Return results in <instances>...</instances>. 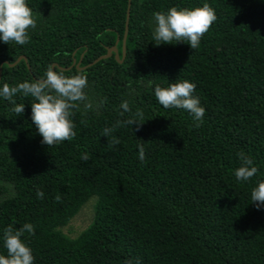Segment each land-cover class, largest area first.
<instances>
[{"label": "trees", "instance_id": "16d2710c", "mask_svg": "<svg viewBox=\"0 0 264 264\" xmlns=\"http://www.w3.org/2000/svg\"><path fill=\"white\" fill-rule=\"evenodd\" d=\"M128 2L27 0L30 39L0 42V85L45 78L56 62L66 75L86 74L99 104L74 109L75 135L48 146L31 121L33 98L15 97L19 116L0 98V254L3 230L31 223L23 238L34 264H264V210L250 197L264 181V0H131L122 58ZM205 2L217 19L196 49L155 44L154 12ZM114 45L121 61L114 51L96 61ZM82 54L81 68L58 67ZM184 79L205 108L199 127L154 95ZM124 100L143 111L138 127L121 114ZM248 116L259 131L241 128ZM241 152L258 168L247 182L234 175ZM85 206L93 213L77 229Z\"/></svg>", "mask_w": 264, "mask_h": 264}, {"label": "clouds", "instance_id": "9594fccd", "mask_svg": "<svg viewBox=\"0 0 264 264\" xmlns=\"http://www.w3.org/2000/svg\"><path fill=\"white\" fill-rule=\"evenodd\" d=\"M216 19L215 9L207 2L197 7L173 6L166 12H154L152 27L155 44L183 42L187 43L191 49H196L200 44L201 37ZM35 28L36 19L27 0H0V42L8 44L11 41L24 45L30 39L29 29ZM82 56L83 54L77 61L74 58L75 62L72 61L70 66L58 67L67 69L76 65L81 68ZM100 57L96 61L103 58ZM56 65H58L56 62H52V67L47 69L45 78H38L37 75L33 76L36 81L26 80L14 86H9L7 83L0 85V98L13 105L12 111L16 116L24 113L25 105L17 103L15 97L20 94L23 97L33 98L30 103L31 121L41 137V143L48 146L69 140L75 135L72 119L74 109L81 105L85 110L99 107V104L94 102L86 92L89 86L86 74L77 72L66 75L62 70H56L54 68ZM195 89L196 85L193 82L184 79L170 83L167 87L156 86L154 95L159 104L166 109L177 108L188 111L193 117L195 126L199 127L205 114V108L202 106L199 96L195 95ZM120 107L121 114H129L126 123L131 127L134 124L138 127L146 120L142 110L132 111L129 101H122ZM253 121L254 119H250L248 116L241 128L247 129L249 125H253L252 129L259 131L260 125ZM112 131L111 128L106 127L103 129L102 135L107 137ZM240 136L236 137L237 141ZM246 138V136L243 137L244 142ZM118 142V140L114 141V143ZM137 147L139 150L138 159L144 161L145 148L142 144ZM82 158L87 160V154ZM238 158L240 165L235 169L234 175L238 181L247 182L256 176L258 168L253 159L243 152L238 153ZM36 196L43 198L44 193L37 190ZM250 197L254 207L264 210V181L256 182L251 189ZM25 232L34 233V226L31 223H24L19 228L9 225L3 230L2 239L6 254H0V264H34L35 257L32 248L23 238ZM128 264H133V262L129 261ZM134 264H139V261L137 260Z\"/></svg>", "mask_w": 264, "mask_h": 264}, {"label": "water", "instance_id": "95a60500", "mask_svg": "<svg viewBox=\"0 0 264 264\" xmlns=\"http://www.w3.org/2000/svg\"><path fill=\"white\" fill-rule=\"evenodd\" d=\"M128 1L129 2H128V8H127V13H126L125 32H124V36H123V39H122V58H124L125 50H126V36H127L128 22H129V15H130V9H129V7H130L131 0H128ZM111 51H114L115 52V57L117 59H119L118 49H117V47L115 45L112 46V47H110V48H108L107 49V53L105 55H102L101 57L108 56ZM21 58L26 59L25 55H20L18 57L17 61H19ZM119 60L121 61L122 59H119ZM73 62H75V61H73ZM79 62H78V64H79ZM53 65H55V64H53Z\"/></svg>", "mask_w": 264, "mask_h": 264}, {"label": "rangeland", "instance_id": "374dc122", "mask_svg": "<svg viewBox=\"0 0 264 264\" xmlns=\"http://www.w3.org/2000/svg\"><path fill=\"white\" fill-rule=\"evenodd\" d=\"M93 212L91 211V209L87 206H85L79 213V215H77L76 221L74 222L76 224V228L79 229L82 226V222L79 223L81 220L85 221L86 223L89 221V217L91 216ZM75 220V219H74ZM73 220V221H74ZM85 223V224H86Z\"/></svg>", "mask_w": 264, "mask_h": 264}]
</instances>
